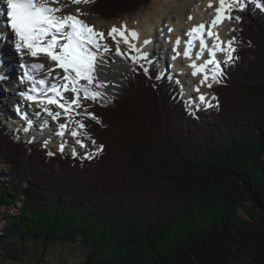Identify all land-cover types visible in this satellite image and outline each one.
Masks as SVG:
<instances>
[{
    "label": "trees",
    "instance_id": "1",
    "mask_svg": "<svg viewBox=\"0 0 264 264\" xmlns=\"http://www.w3.org/2000/svg\"><path fill=\"white\" fill-rule=\"evenodd\" d=\"M150 1L90 7L108 20ZM238 16L239 59L213 88L218 106L189 109L177 78L129 61L117 98L87 102L100 122L84 117L85 130L103 146L91 159L49 155L0 126V206L24 195L3 215L0 264L60 242H78L77 264H264V30H252L264 11L248 4Z\"/></svg>",
    "mask_w": 264,
    "mask_h": 264
},
{
    "label": "snow or ice",
    "instance_id": "2",
    "mask_svg": "<svg viewBox=\"0 0 264 264\" xmlns=\"http://www.w3.org/2000/svg\"><path fill=\"white\" fill-rule=\"evenodd\" d=\"M59 0H5L6 7H0V16H6L7 20H0V68L9 61L7 53L4 51V38L12 35L14 38V50L20 56H30L38 60L41 56H45L51 62L48 67L38 62L22 63L21 68L24 70L21 77L22 82L31 84L22 95L26 100L38 103L42 112L47 113L52 120L58 121L60 118L65 119V123L58 125L57 135L63 137L65 132L71 131L69 134L75 139V143L81 148L87 147L84 139H91L90 134L85 130L86 125L83 119H76L77 116L92 119L99 123V118L93 113L88 112L87 107L83 106L82 100L92 101L101 107L107 106L111 102V97L107 89L116 85L108 78L107 69L110 64L116 63L115 59L111 61L106 57H119L125 61H131L132 65H138L147 75L152 61L149 60L148 54L143 52L132 40L138 39V34L134 30H129L126 25L121 24L119 28L115 25L109 29L107 37L103 32H98L93 26L86 24L79 19L82 13L77 9V15L58 16L57 12L62 11L63 6L52 7V4H58ZM75 4H87L94 0H71ZM248 4L254 5L256 9L264 11V3L262 0H218V6L215 9L216 15L212 21L205 26L201 23L194 25L184 35L188 37L184 41L185 48L183 56L191 60L188 65L193 69L192 76L198 74L202 76L199 85L194 87V91L199 93L200 86L211 88L213 83H221L224 76V69L221 63L228 65L234 63L239 57H233L236 51L234 47L236 38L233 37L229 41L220 40L218 32L213 31L219 24L225 20L235 19L240 22V17H233L232 11H244ZM211 0L208 7H211ZM189 19H192L190 16ZM8 29L11 31L9 32ZM169 32L173 29L169 28ZM230 31H238L230 29ZM111 39L116 45L115 50L106 42ZM211 40V45L208 44ZM197 42L199 48H196ZM121 43L126 45V50L122 51ZM145 45L149 41L143 42ZM181 40L177 37L172 51L175 60L180 57L178 51ZM195 58L193 59V52ZM207 51L208 59L203 63L197 64V61L204 57ZM218 52L225 54L224 61H218L216 55ZM135 53V54H133ZM143 62V63H142ZM211 66V67H209ZM62 70L56 72V69ZM132 71H136L133 67ZM56 73L53 75V73ZM164 74L157 75V79L163 78ZM7 78L4 71H0V80ZM169 80L173 78L169 75ZM179 84V81H175ZM70 91L73 93L71 99L64 96L63 93ZM212 96L210 100H206L204 94L198 97L189 98L185 103L191 108L193 105L198 109L201 105L205 107H214L212 100H216ZM198 100V103L196 102ZM49 105H55L61 111L53 112ZM83 108V111L77 109ZM19 112V108L17 109ZM23 118V117H22ZM47 124V121H45ZM31 126V121H29ZM27 131V128L25 129ZM83 136V139L77 137ZM93 145L96 144L91 139ZM59 151H64V144H61ZM103 151V146H99L95 154ZM53 155V153H48ZM76 150L73 149V156ZM94 154L89 153L84 158L91 159Z\"/></svg>",
    "mask_w": 264,
    "mask_h": 264
},
{
    "label": "bare ground",
    "instance_id": "3",
    "mask_svg": "<svg viewBox=\"0 0 264 264\" xmlns=\"http://www.w3.org/2000/svg\"><path fill=\"white\" fill-rule=\"evenodd\" d=\"M66 1L68 2V0H60L59 3H65ZM209 2H210V0H153L151 13H146L145 15H140L137 12L135 15H127V16H123V17H121L119 19H115V20H110L109 19L110 21H107V20L103 19L104 21H102L101 23H100V21L98 19H96V20L90 19V20H92V21H90V20L86 19V17H83V16L82 17L79 16V19L84 21L86 24H88L90 26H93L94 29L96 31H98V32H103L104 30H106L107 34H108L109 29H111L114 25L117 28H119L121 26V24L126 25L129 30H134V31L137 32V34H139L140 30L145 25L144 21L147 20V19L149 21L153 20V23H150V24H148L146 26L147 41H149V42L152 41L153 31H155V29H157L158 32L160 33L158 40L159 41L162 40L161 42L163 44H164V40H166V41L167 40H172L171 46L168 47V46H166L164 44L163 47H162V50H163L162 53H165L166 55H168L171 58V54L174 55V53L172 51V47H173L177 37H179L180 40H181V43L179 45L178 51L181 53L180 57L184 58V56H183V52H184V48H185L184 41L188 39V37L185 36L184 34L186 32H188V30L191 29L194 25H198V24L203 23L207 27V25L212 21L213 17L216 15L215 6L216 7L218 6V0H211V4H212L211 7H208ZM54 5H56V4H52L51 6L55 7ZM5 6H6L5 0H0V7H5ZM233 13L234 12L232 11L231 15ZM57 14L61 15L58 12H57ZM69 14L75 16V14H72V13H68L66 15H69ZM66 15L64 14L62 16H66ZM190 16L192 17V19H189ZM129 18H131V19L129 20ZM0 20H3V16H0ZM231 22H233V20H231ZM226 23H227V20H225L223 23L219 24L218 27L213 30V31H215L218 28L220 29L218 34H219L220 40H222V41H229L228 40L229 39L228 34L230 33V30H228V29L222 30L225 27ZM189 24H190V26H189ZM150 25H151V27H150ZM185 25H186V28H184ZM169 28L173 29V31L169 32L168 31ZM226 30H228V31H226ZM0 31H3V29H0ZM8 31L10 32V30H8ZM225 31H226V33H225ZM225 34H226V36H225ZM105 36L107 37L106 34H105ZM106 42L108 43V45H110L109 39H107ZM133 42H134L135 45H137L138 39L133 40ZM8 43L9 42L4 43V51L7 53V50H8V52L10 51V53H11V50L14 49V40L12 42V46H9ZM112 43H113V41H112ZM211 43H212V41L208 40V44L211 45ZM10 47H12V48H10ZM115 47H116V45H115ZM115 47L112 48L113 51L115 50ZM120 48H121L122 51H124L123 43H121ZM196 48L197 49L199 48V43L198 42L196 44ZM166 49L169 50L170 54H169V52ZM145 50H148V49H145ZM219 53L220 52L217 53L216 59L219 58V55H218ZM11 55H13V54H10V56ZM14 56H15V54H14ZM154 56H155V54H154ZM16 57H17L16 60L18 61V58L20 56L17 53H16ZM110 57L112 59L116 60V63L110 64V67L107 69L108 78L110 80H112L114 82V84L116 85L115 87H110L109 89H107V91L110 94L111 100H112L120 92V89H121V86H122L121 83H122L123 80H125L123 74H124V72L127 71V65H126V61L121 59V58H119V57H112L111 55H108L106 58L111 61L112 59H110ZM194 58H195V51L193 52V59ZM208 58H209L208 57V53L206 51L204 53V57L201 60L197 61V64L203 63L204 60H206ZM184 60H185V64H184L185 67L184 68L186 70V73L188 72L186 74V76L189 75L190 76V80L192 81L193 77H191V73H192L193 69L188 66L191 63V60L186 59V58H184ZM12 61H13V59L11 60L9 58L8 63L6 65H4L2 68H0V71H5V72H8V73L11 74L10 78L2 80V81H4L3 84L7 85L4 90H9V86L14 85L12 80L13 79L15 80V78L19 75V73H23L24 70L21 68V63L20 62H27V63L38 62V63L43 64L45 67H48L50 65L49 59L47 57H45V56H41L38 60H35V61H34V58H32L30 56H24V57L21 58L20 61H18V63H17L18 67H15V65L12 64V68L10 69L9 67H11V65H9V64H11ZM209 67H211V66H209ZM174 71L179 72L180 69L175 68ZM56 72H60L62 74V70H60L58 68L56 69ZM17 73H18V75H17ZM55 74L56 73L54 72L53 75H55ZM195 77H198V85H199V82H200L202 76L198 74ZM214 84L215 83H213V85ZM208 89H210V88H208L206 86H200L199 95L200 94H204L205 95L206 92L208 91ZM196 93L197 92H195V94ZM7 94H8V97H6V98L9 99V101L12 103V105H13V102L16 101V102H14V106H15L16 110L19 108V112L17 113L14 110V107H12L13 108L12 109V114L10 113L6 117L5 113H2V115L0 116V119H1L2 124L4 126L9 128L6 120L7 119H9V120L15 119L14 116H18V119H23V120L28 121L26 123V125H23V127H21V129H19V128L17 129L16 127H14V125H16L15 123H17V121H14V124H12L14 129H10V130L14 131V132L18 131L17 135L20 136V137L25 138L24 136H22L20 134H22L23 132L25 134L29 132L30 133L29 137H32V138H29L30 141H32L31 139H35V138H38V141L39 140L40 141H45V139L46 140H48V139L54 140L56 138L57 139V145H56L57 149H59L61 144H64V145L68 144L69 146H71L72 143H74L73 140H75V139L69 134V132L71 130H69L68 132H65V135L63 137L57 135V132L59 130L58 129V125L62 124V123H65V119L63 117L60 118L58 121H54V120L51 119V117H49L47 115V113L39 112V111H42V110H41V108H40L38 103H33V102L30 101L28 104L24 103V105H23L21 100H26L24 96H22L21 98L19 97L18 100H17V97H15L16 95L14 93H10V94L7 93ZM63 95L70 99V98H72L73 93L70 92V91H67V92H64ZM1 99H3V96H2ZM28 105L29 106L38 107L37 108L38 112L37 113H32L31 110L29 109ZM49 107L51 108V110L53 112L61 111V109H58L54 105H49ZM34 117H38V118H34ZM29 121H31V124H33L35 121H37L39 124H43L44 125V131H43L42 135L45 136V137H41L40 135H37L36 133H34L32 131V129H31L32 127L34 128V126H32V125H31L32 127L29 126ZM45 121H47V124H49V125L53 124V129L56 131L54 134L50 133L51 130H49L48 127H47L49 125L45 124ZM26 128H27V131L25 130ZM21 131H23V132H21ZM51 134L54 135V138L50 137ZM40 138H42V139H40ZM77 138L78 139H83V136H80V137H77ZM71 140H72V143H71ZM74 144L76 145V149L77 150L78 149L82 150L81 147L77 146L76 143H74ZM75 145H74V147H75ZM86 145L88 146V144H86ZM65 147L66 146H64V148ZM84 149L87 150V147H85Z\"/></svg>",
    "mask_w": 264,
    "mask_h": 264
},
{
    "label": "rangeland",
    "instance_id": "4",
    "mask_svg": "<svg viewBox=\"0 0 264 264\" xmlns=\"http://www.w3.org/2000/svg\"><path fill=\"white\" fill-rule=\"evenodd\" d=\"M60 2V0H59ZM54 5L55 7H59L60 6H63L62 8V11L58 12L60 13L61 15H66L68 13H72V14H75L77 15V9H79V12L82 13L81 15H79L80 17H86V19L90 20H96L98 19L100 21V23L106 19L102 18L100 15H97L94 13L92 7H90V3H87V4H84V3H81V4H75V3H72L71 0H68V2L66 3H59ZM152 2L153 0H151L146 6H140L138 9H136L133 13H127V14H119L117 17L115 18H111L110 20H115V19H119L123 16H127V15H135L137 12L140 14V15H145L146 13H151L152 11ZM70 3V4H69ZM65 4V5H64ZM215 9H216V6H215ZM240 13L239 10L235 11L233 14V17H236L238 16V14ZM104 19V20H103ZM131 18H129L130 20ZM90 20V21H92ZM109 19L107 21H110ZM233 22H231V20H227V23L225 24V27L222 29V30H225V29H237L238 31H230V33L228 34V37H229V40H231L233 37L236 38V42L235 44L238 45V48L240 47L241 45V41L238 40V32H239V28L241 27V22L237 23L235 19H232ZM206 21V20H205ZM150 23H153V20L149 21L148 19L144 21V27L140 30L139 34H138V42H137V48H140L143 52H146L147 54H151L153 57H157L159 59V68H161V66H163V70H166L169 72L170 75H173L175 78L178 79V81L180 82L181 84V87H180V97L184 98L185 100L184 101H187L189 98H196L198 97L199 93L195 94V91L193 90L195 86L198 85V77H193L192 74H191V77L192 78V81L190 80V76H186V70H185V60L184 58L182 57H179L175 60L172 59V54H171V58L166 55L165 53H162L163 50H162V47L163 45L165 44L166 46H171V43H172V40H164V44L158 40L159 38V35L160 33L158 32L157 29H155V31H153V34H152V41L149 42L147 45H145L143 42L145 40H147V31H146V26ZM190 26V24H189ZM151 27V25H150ZM227 27V28H226ZM184 28H186V25L184 26ZM255 28H257L258 30L261 29V31L264 30V22H260V24H257V25H252V30H255ZM226 30V31H228ZM220 29L218 28L217 30H215V32H219ZM225 31V33H226ZM107 31L104 30L103 33L107 35L106 33ZM159 33V34H158ZM250 33V32H249ZM226 36V34H225ZM240 38V37H239ZM110 41V45H111V48H114L115 45L112 43V40L109 39ZM131 43H134L133 40L131 41ZM9 46H11L9 43H8ZM12 48V47H10ZM123 49L124 51L126 50V45L123 44ZM145 49H148V50H145ZM11 50V49H10ZM168 52L169 50L166 49ZM13 52V53H12ZM155 56H154V54ZM10 54H13L10 56ZM15 54V56H14ZM135 54V53H133ZM170 54V52H169ZM7 55L9 56V58L13 61L11 62V67H9L10 69L12 68V64L15 65V67H18V61L16 60L17 57H16V53L13 50H11V53L10 51L8 52L7 50ZM15 59H14V58ZM111 59V58H110ZM225 59V56H221L219 57V60L222 62L223 60ZM158 62V61H157ZM155 62V63H157ZM51 63V62H50ZM143 63V62H142ZM13 65V66H14ZM126 65H127V71L124 72L123 76L125 78V80L122 81L121 85L123 86L126 82V79L128 77H130V75L132 74V66L130 64L129 61H126ZM177 68V69H180L179 72H176L174 71V69ZM162 72V70H161ZM18 75V73H17ZM15 79H18V77H16ZM197 82V83H196ZM4 81H1L0 83V116L2 115V113H5L6 117L7 115H9L10 113L12 114V103L9 101L8 98V94L6 93L7 90H4L5 87L7 86L6 84H3ZM194 84V85H193ZM5 85V86H4ZM217 85V83H215L212 88L208 89V91L206 92L205 94V97H206V100H210L213 95V88ZM121 86V88H122ZM121 93V89H120V92L118 93V95ZM118 95L114 98H117ZM3 96V99H1ZM10 97V96H9ZM16 97V96H15ZM17 97H20V96H17ZM113 98V99H114ZM6 99V100H5ZM71 99V98H70ZM112 99V100H113ZM111 100V102H112ZM19 102V101H18ZM87 102H90L89 100H82L81 103L83 106L85 107H88L89 106V103ZM110 102V103H111ZM198 103V100L196 101ZM212 104L213 103V100L211 101ZM109 104V103H108ZM55 106V105H54ZM56 107V106H55ZM27 108V107H26ZM189 108V107H188ZM197 109L195 107V105H193L191 108L189 109ZM205 108H208V107H205L203 105L200 106V108H198V110L200 109H205ZM28 109V108H27ZM77 111H83V108L81 109H77ZM15 113V112H14ZM16 114V113H15ZM15 119H12V120H9L7 119V124H8V127L7 128L6 126H4L2 124V121L0 119V126L3 127V129L9 134V135H12L10 132L11 130L10 129H14V127H16L17 129H21V127H23V125H25L28 121L26 120H23V119H18V116H14ZM76 119H83L84 121V117H81V116H77ZM14 121H17V123H15L16 125H14V127L12 126V124H14ZM5 122V121H4ZM32 126H34V128L32 127V131L34 133H36L37 135H40L41 137H45L43 136V131H44V125L43 124H39L37 121H35L33 124H31ZM38 125V126H37ZM49 125V124H47ZM49 130H51L50 133H55L56 131L53 129V124L47 126ZM46 127V128H47ZM71 127L73 126H70L69 127V130H71ZM56 128V127H55ZM16 130V129H15ZM25 131V130H24ZM18 132V131H17ZM23 132V131H21ZM25 133L23 132L22 136H24L26 139L29 140V138H32V137H29L30 136V133ZM50 137H53L54 138V135L51 134ZM16 139H19L21 138L20 136H16L15 137ZM34 138V137H33ZM42 139V138H40ZM32 141L29 140V143H35V144H39V145H44V146H48L49 148V152L50 153H53L57 150V139L55 138L54 140L52 139H48L45 141H38V138H35V139H31ZM73 142L75 143V140H73ZM71 143H72V140H71ZM72 143L71 146H69L68 144L67 145H64L66 146L64 149L67 150V153H73V149L76 150V156H86L87 154L89 153H92V154H95L96 151H97V148L95 146L92 145V142H91V139H84V143L85 144H88L87 146V150L84 149V148H81L82 150L80 149H76V145ZM75 145V147H74ZM77 146H79L77 144ZM80 147V146H79ZM7 171V166H2L0 164V191L2 189H7L6 185H7V179H6V175H5V172ZM22 186H25V183H22ZM24 199V195H22L21 193H19L16 198H15V205L17 208H20L21 205H22V201ZM17 208H14V207H6V206H0V227L4 226L6 224V221L4 220L3 218V215L5 214H11V213H14ZM30 251H32V247H29ZM84 255H85V252L84 250H82L80 248V245L78 244V242H70V243H65V242H60V243H50L47 250L39 257L38 255L36 256V258L34 259L33 257V253H30V256L27 255V257H25L24 260H9L8 262L4 263V264H37L38 261H39V264H77L79 263L80 261L83 260L84 258Z\"/></svg>",
    "mask_w": 264,
    "mask_h": 264
}]
</instances>
